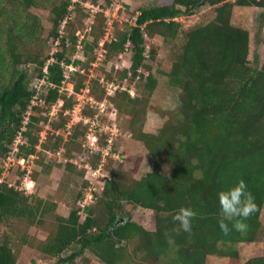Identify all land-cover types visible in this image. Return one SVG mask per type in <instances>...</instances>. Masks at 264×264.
Returning <instances> with one entry per match:
<instances>
[{"label":"trees","instance_id":"trees-1","mask_svg":"<svg viewBox=\"0 0 264 264\" xmlns=\"http://www.w3.org/2000/svg\"><path fill=\"white\" fill-rule=\"evenodd\" d=\"M3 2L14 4L22 12L51 2L50 35L57 39L71 4L70 0H0V160L16 147L18 157L24 153L33 155L39 142L38 134H33L40 121L36 112L42 106H32L25 122L37 90L30 87L22 65L36 64L39 78L48 84L44 104L50 107L60 97L59 89L66 80L63 64H82L66 57L65 37L61 38L53 62L47 65L42 56L25 52L26 45L38 38L35 16L29 14V21H23L14 9L7 11ZM205 5L215 7V18L188 31L174 55L161 61L160 45L153 43L147 50L145 35H160L173 42L181 28L175 18ZM235 6L264 9V0H160L154 6L142 7L135 24L127 25L115 41L106 43L112 55L129 46L132 59L126 76L131 72L137 75L148 51L159 66L158 73L168 79L167 88L178 93L180 104L158 133L141 131L137 135L153 160L150 173L124 186L117 178V169L111 171L116 181H106L104 185V207L99 211L96 203H91L84 209L83 220L79 210L72 209L68 217L60 215L56 205H49L39 193L26 195L3 179L0 226L23 221L43 228L52 218L56 230L47 238L44 252L57 257L54 264H75L87 250L104 264H206L211 255L239 262L237 245L254 242L262 227L264 68L251 64L250 32L232 23ZM69 36L75 45V35ZM146 86L150 93L160 86L155 74L148 75ZM20 135L22 143L15 146ZM164 166L170 169V175L162 173ZM240 179L245 181L257 208L246 219V230L231 229L229 222L231 230L225 233L218 224L216 194ZM181 206L195 212L190 232L176 230L173 216ZM137 207L154 212V231L131 220ZM135 237L138 249L134 255L127 254L126 247ZM74 245L77 249L64 257L63 253ZM0 264H17L10 238L4 234L0 235ZM242 264H264V256L252 257Z\"/></svg>","mask_w":264,"mask_h":264},{"label":"rangeland","instance_id":"rangeland-1","mask_svg":"<svg viewBox=\"0 0 264 264\" xmlns=\"http://www.w3.org/2000/svg\"><path fill=\"white\" fill-rule=\"evenodd\" d=\"M70 1L69 13L58 29V39L50 35L51 2L47 6L32 7L28 12H22L20 8L17 10L14 4L3 2L7 11L14 9L23 21H29V14L35 16L38 38L36 43L26 45L25 52L42 56L47 59V65L53 62V55L59 50L61 38L65 37L68 49L66 57L79 60L82 64L72 66L73 70L63 64L66 80L59 89L60 97L50 107L44 104L48 84L39 78L36 64L22 65L28 73L30 87L37 90L25 122L28 121L32 106H42V110L36 112L40 121L33 134H38L39 142L33 155L26 156L24 153L18 157L15 150L12 152L13 161L9 165L5 164L7 157L0 160V178L26 195L39 193L49 205H56L55 210L60 215L68 217L72 209L79 210L83 220L86 212L80 206L82 198L87 193H93L94 200L87 202H94L98 209H102L104 185L106 181H116L110 174L111 171L117 169V178L124 186H130L133 181L153 170V160L143 143L138 141L137 135L140 136L141 131L158 133L180 101L178 93L167 88L168 79L158 73L159 66L148 56V51L144 66L137 75L131 72L126 76L132 59L129 46L116 55L108 54L105 46L106 43L115 41L126 30L127 25L135 24L142 7L154 6L160 0ZM215 16V7L205 5L189 15L175 18L181 25L178 38L169 42L160 35L155 38L145 35L147 50H150L153 43L160 45L158 57L161 61L167 60L184 43L188 31L209 23ZM232 23L250 32L251 64L257 69H263L264 9L235 6ZM69 34L75 35V45ZM46 70L45 66L44 72ZM150 73L157 76L160 84L152 93L146 86ZM74 134L75 139L72 140ZM59 137L63 140L59 141ZM22 157L26 159L25 169L17 162ZM99 168L100 173L95 176L92 171ZM162 173L170 175V169L164 166ZM102 174L108 175L110 180ZM30 180L34 182V187L30 190L33 192H28L25 186ZM124 206V212H127L126 202ZM131 220L147 230L156 229L152 210L137 207L131 213ZM261 221L262 227L257 239L237 245L241 257L239 262L211 255L207 257L206 264H242L252 257L264 256V208ZM52 222V218L48 219L43 228L23 221L11 226H0V235L10 238L17 264L56 263L57 257L44 252L47 238L56 230ZM138 246L139 241L135 237L126 247L127 254L134 255ZM76 249L77 245L72 246L63 256L70 255ZM75 264L104 263L87 250L84 257L77 259Z\"/></svg>","mask_w":264,"mask_h":264},{"label":"clouds","instance_id":"clouds-1","mask_svg":"<svg viewBox=\"0 0 264 264\" xmlns=\"http://www.w3.org/2000/svg\"><path fill=\"white\" fill-rule=\"evenodd\" d=\"M216 195L219 204L220 229L225 233L231 229L246 230L248 226L245 221L256 211L257 205L253 195L247 190L245 181L240 179L234 185L218 191ZM194 216L195 212L191 207H179L173 216V220L177 222L176 230L182 229L184 232H190ZM229 222H231V229Z\"/></svg>","mask_w":264,"mask_h":264},{"label":"built area","instance_id":"built-area-1","mask_svg":"<svg viewBox=\"0 0 264 264\" xmlns=\"http://www.w3.org/2000/svg\"><path fill=\"white\" fill-rule=\"evenodd\" d=\"M70 68H71V70H73V68H72V66H70ZM19 143H22V140H21V135L18 137V139L16 140V143H15V146H17ZM17 151V147L14 149V151ZM14 156V154L13 153H11V155H9L8 157H7V161H6V165H9V162H11V161H13V159H12V157ZM17 162L22 166V168L23 169H25L26 168V159L24 158V157H22V158H20V159H18L17 160ZM100 170H101V168H99V169H95V170H93L92 172H93V174L95 175V176H97V174L98 173H100ZM99 175V174H98ZM102 176H106L107 178H109V180H110V177L108 176V175H106V174H102ZM3 179H1L0 178V181H2ZM26 189H27V191L28 192H33V191H30L31 190V188L33 189V187H34V182H33V180H30V182H28V183H26ZM94 195H93V193H87V194H85L84 195V197L82 198V200H81V204H80V206L83 208V209H85L87 206H89L90 205V203H88L87 201L88 200H91V201H93L94 200Z\"/></svg>","mask_w":264,"mask_h":264}]
</instances>
